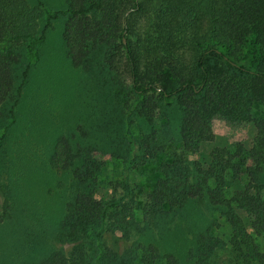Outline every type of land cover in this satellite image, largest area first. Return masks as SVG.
<instances>
[{"label":"trees","instance_id":"obj_1","mask_svg":"<svg viewBox=\"0 0 264 264\" xmlns=\"http://www.w3.org/2000/svg\"><path fill=\"white\" fill-rule=\"evenodd\" d=\"M66 4L67 56L74 67L89 70L101 55L113 78L130 84L138 97V115L149 125L138 141L144 157L163 152L155 124L161 101L176 102L181 111L180 147L162 165L148 194V215L156 218L191 199H205L220 211L227 231L219 235V228L212 225L199 232L185 261L153 241H137L124 254L115 252L102 242L104 226L110 220L128 239L131 224L126 217H111L113 204L101 178L105 161L94 155L95 149L74 145L63 134L55 141L50 164L68 173L77 190L66 203L60 231L68 240L93 242L70 253L53 250L39 264H264L260 243L264 184L259 181L264 135L249 150L251 164L246 167L241 146L214 149L203 161H189L190 155H200L203 143L213 141L212 120L223 111L255 120L264 129V119L252 117L256 104L264 105V0H66ZM44 6L41 0L37 6L27 0H0V109L7 105V115L14 120L31 62L38 57L37 46L58 14L48 12L46 25L40 28ZM21 46L29 56L24 64ZM255 53L256 65L250 67L247 61ZM18 66L21 85L16 83ZM4 219L0 216V222Z\"/></svg>","mask_w":264,"mask_h":264},{"label":"rangeland","instance_id":"obj_2","mask_svg":"<svg viewBox=\"0 0 264 264\" xmlns=\"http://www.w3.org/2000/svg\"><path fill=\"white\" fill-rule=\"evenodd\" d=\"M27 1L32 6L39 3ZM41 1L45 6L41 8L40 28L46 25L48 12L58 14L37 46L38 57L30 61V78L18 97L15 120L7 115V105L0 109V216L5 217L0 222V264H39L53 250L70 253L78 245L88 248L93 242L71 241L60 231L66 203L77 190L68 173L50 164L55 141L63 134L74 145L95 149L94 155L105 161L101 178L113 204L111 217H126L131 224L127 239L108 220L102 242L124 254L137 241H153L185 261L199 232L213 225L212 229L219 228L217 233L222 235L227 227L220 211L205 199H191L156 218L148 215V194L161 175L162 165L180 147L178 105L161 101L155 124L163 152L144 157L138 141L149 125L138 115V97L130 84L117 82L101 55L93 59L89 70L74 67L63 39L66 0ZM19 50L23 64L28 62L25 46ZM257 57V53L252 55L247 65L254 67ZM21 71L18 66L17 85L22 84ZM252 117L264 119V105L256 104ZM212 130L213 141L203 143L200 155H190V163L210 157L214 149L237 150L241 146L246 167L251 164L249 150L257 137L264 135L255 120L224 111L212 120ZM259 181L264 184V171ZM116 211L120 217L115 216ZM260 243L264 248V236Z\"/></svg>","mask_w":264,"mask_h":264}]
</instances>
